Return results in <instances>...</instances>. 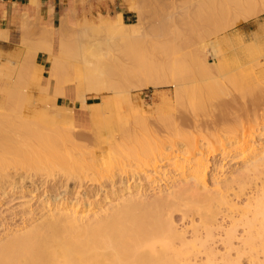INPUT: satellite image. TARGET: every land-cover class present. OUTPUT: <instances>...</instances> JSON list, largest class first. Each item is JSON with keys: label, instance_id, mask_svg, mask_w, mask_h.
Here are the masks:
<instances>
[{"label": "rangeland", "instance_id": "1", "mask_svg": "<svg viewBox=\"0 0 264 264\" xmlns=\"http://www.w3.org/2000/svg\"><path fill=\"white\" fill-rule=\"evenodd\" d=\"M223 7H225V9H223ZM258 7H259V10H258ZM208 8H211V11L212 10L213 11L211 12L210 10H208ZM260 8L262 9V11H260L261 10ZM263 9H264V0H240V1L239 0H207V1L206 0H70L69 3L66 5V7L60 10L56 18V25H55V28H53L54 31H56L55 33H53L52 29H50L43 22L42 17L40 16L32 17V16H28L27 14L24 15L22 19L20 20L19 25L15 27L17 30L13 34L11 42H7L8 46H6L5 48H0V91L2 90L0 92V104H1L0 106L3 105V101L5 102L6 97L3 96L4 93L10 94V95L18 94L17 96L21 95L20 98L24 97V99L21 100L19 97H17L18 98L17 101H19L20 103L22 102L23 104L26 102L25 99L28 97L26 96V94L29 95V97L32 96L33 99H31L32 97L28 98L26 99L27 103H25L24 105L22 103L20 104L23 107L19 105L20 106L19 110L24 114L22 118L27 119V117L29 116L28 119L27 120L24 119V121L21 118L22 122H25V123L28 122L27 124L28 125L31 124L33 129L39 128V126L37 125L38 123H36L37 121L36 116H38L36 114H40V113H37L38 111L39 112L45 111L44 108H46L47 106L46 105L48 103L47 101H50L49 99H51V94L53 93L54 86L58 85V80L61 79L60 77L57 78V76L63 73L66 74L67 72L69 73L70 71L72 72V70H70L71 68L75 69L74 67L70 66L71 63H69V61L71 62L76 59L74 55L70 54L71 52H69L71 51V49H73V47L71 46L72 44H74V47H75V45L79 46L81 43H84L85 49H88L85 46L87 47L89 46L91 51H93L97 55V57H100L101 59L109 62L110 65L113 66L114 69L115 68L118 69L119 67L120 69L122 68L125 70H129V69L135 68L136 65L133 66L135 62L137 64L138 61L140 62L142 60L143 61L145 60V62H148V63L161 64V63H167V61L177 59L178 57L188 58L189 55L191 54V52L189 51L190 48H191L190 50L194 52L196 51L195 50L196 47L198 50L200 49L199 47H201L200 45L203 44L201 43L203 42V40L206 41L210 39L206 42L209 44L212 41H215V39H217L219 41L218 42L219 46L221 45V48H219L220 53L221 54L223 53L222 55L220 54L217 59L213 57L212 49L210 48V46L208 47L207 55L208 54L209 55L207 56V58H205L206 56H204V54L202 53H200L201 55L199 56L197 53L199 51H196L195 54L193 53L195 55L193 57H196L199 60L201 59L200 61H202V57L205 58L206 63L207 62L209 63L207 65H211V69H213V71L211 70V72L209 73L215 75L216 77H217V73H219L220 76L222 74L224 75L223 77H220L222 80L220 78L216 79V80L220 79L221 81L219 82L222 83L220 86V83L217 82L218 88L221 87L219 88L221 92H219L220 95H218V97L219 99L223 98V99H220V101L221 100L223 101V102L221 101L223 106L222 105L220 106V104L217 101H214L212 102L214 104L211 103L210 105L209 103L207 105L208 108L212 107L210 109L206 107L205 111L207 112L208 110L207 113L205 111L203 112L196 111V113H198L197 115H199L198 116L199 118L197 117L196 118L199 119L200 122H195V119H196L195 116L197 115H195L196 113H193L192 112L193 110H190L191 108L189 109L188 106L184 108L185 112L184 110L181 109L182 112L180 111V113H178L177 118H175L176 113L174 115L175 117L171 116L174 114L173 110H171L172 107L168 105L169 102L167 103L165 101L166 95L169 92L173 91L174 87L172 86L151 87V86L143 85L142 88H133V85L131 84L128 86V89H130L129 95L131 97L129 96L130 98L126 100L128 103L131 102L130 105L132 104L131 106L133 107L134 112L132 111V107L126 108L128 104L126 102H123L119 106V113L122 119H120L118 122H115V121L109 122L111 125L110 127H108L107 123L106 124L102 123L100 124V126H95L96 124L94 123L95 121L93 119L89 117L85 118V115L82 116L80 113L78 114L79 111L77 110L76 106L81 105V95L79 96V93L81 91L78 92L79 90H77L78 92L77 93L76 85L71 84V83L66 84L63 89H64V94H67L68 96L67 97L66 95L64 97L62 95L61 97L58 96L57 97L59 98L58 102L60 104L68 105L73 108L74 114L77 116V118H75L77 119V123H75L76 120L74 119L73 121L74 125L73 124L72 125L75 127V129L72 126L71 127L73 129L70 127L71 123L65 122L66 125L64 124V122L57 123V125L55 124L56 125L55 128L57 130H59L60 128L59 131L60 132L63 131L64 133L67 132L68 130L67 133L69 135L68 140L66 141L68 144L66 142L62 143V141L59 142V143H62L59 146L60 148L59 150L62 153L64 152L63 154L65 155L67 154L65 152L66 151L68 152L70 150L68 155L66 156L70 155L69 156L70 158L72 156V158L74 159H76V157L78 158V160L79 158L80 160L82 159V161L85 162L84 166H82V169L80 165L79 166L80 171L79 170L77 171L75 169H72V170L73 171L75 170L77 173L82 172L81 174L83 173L84 174L83 176L77 174V175H74L75 177H70V176L65 175V172L63 170L61 169L58 170L57 168L56 169L53 168L52 170L53 172L50 171L49 172L50 175H49V173L46 170L45 172H43L44 170L40 171V169H38L39 171H37L35 169L33 170L28 167L30 169L29 170L28 168L26 169V166L23 167L22 165H19V166H16L13 164H9L8 166L6 165V168H4L5 171H2V172H6V174H8L9 172V176H6L4 178L0 177V180L3 179L2 181H0L3 184L2 185L0 183V241L6 240L15 234L22 233L32 225L34 226V225L45 224L48 219V213L52 211V209H55L56 207L57 208L61 207L62 203H64V205L68 203L78 204L79 209L81 208L83 209L84 207H87L86 204H91L92 209L90 208V206L87 207V209H89L88 215L89 216L91 215V216L88 220L81 223L82 225L78 224L79 227H76L78 230L81 227L82 228L87 227L86 225L91 226L92 224H94L95 222L93 218L95 216H98L100 213L102 214L103 210L105 211L108 208L111 210L112 208V210L111 211L109 210V211L114 212L118 208V205H120L127 198L132 197L142 203L143 202L145 203L147 201L149 202L156 198L169 199L170 195H167V194H168V191L171 189L169 188L171 184L169 181H171V179L166 181V180H163V178L165 177V174H168V176H170L175 172L174 166L176 163L182 164L184 160L187 161L186 159L187 155L182 154L180 152L181 149L187 148L184 140L188 139L187 137L189 138L191 137L193 140L195 139V142H196L195 144H198L197 145L198 147L196 149L197 151H195L196 156L189 155V157L191 156V158L187 156L188 161L190 160L194 161L197 157H202L203 155L202 152L206 153L207 151L206 145L208 144L207 142L209 141L208 140L209 138L211 141L210 146H212V148L215 145V143L220 145V140H216V135H218L217 139H220L219 138L220 134H224V132L226 133L225 131L226 128L227 130L228 128L231 129V126H233V129H231V131L234 130L236 132V130L234 129V126H236V124L238 123L240 127L239 130L241 131V133L238 132V136H240V138L236 135L237 132L231 133V131L228 130L231 137H229L228 133H227L228 136L226 134L224 136L221 135L222 139H224L225 141L227 137H229L230 139H227L226 143L223 142V145L218 147L219 152L217 153V150H216V151H213V153L211 154L210 152L212 150L211 148V150L209 151V154L207 153L204 154L203 158L205 157L204 158L205 162L208 163L209 165V167H207L206 170H207L208 185L210 186V188L212 187L211 178L213 177V175H219L221 176V178L220 177L219 178L223 179L227 176H232L233 173H235L233 174L234 176L238 174L239 171L241 172L244 169L243 160H241L242 156L240 155L241 156L240 157L239 155H236L238 153L241 154L240 153L241 149L240 148L236 150L234 149L238 145L242 144L243 140L248 141V144H253L257 148L259 147V150L264 149V87H263L264 86V10ZM209 11L211 12V14H214L215 12V15L214 16L210 15ZM253 12L255 13V16ZM222 15H224V17ZM224 20L226 21L223 22ZM208 24L210 26H208ZM218 25H219V28L220 27L227 28L228 30L227 32L229 33V36L223 32L219 34L218 37H213V36H209V34L206 35L205 31H203V28H218L217 27ZM197 35L198 37H196ZM0 38H6V31L0 30ZM81 38H83L84 41L83 39L81 40ZM78 40L79 41L81 40V42H79ZM187 40L190 41L191 43L190 45L192 46L189 45V42H187ZM69 43L70 44L72 43V44L67 45ZM62 46H64L66 53L68 51L67 54L64 52V49ZM68 46H70L71 48H69ZM100 46H101V49H100ZM184 46L190 47V48L188 47L189 49L186 48L190 52V54L188 53V51L186 52L189 54L188 57H186V54L184 53V50H185L183 49L185 48ZM173 47H178V48L180 47L182 48V50L179 51L178 48H176L177 50L174 49L175 51H179V53L176 52V55L174 56L175 52L173 51ZM245 53L246 54L251 53L253 57L247 58L246 57L247 55ZM71 55L75 59H72ZM64 56L66 57L65 60H64ZM67 56L70 57L71 60L67 58ZM62 58H63V62H62ZM199 60L197 61L200 62ZM58 61L60 63H63L61 64L63 65V68L62 66L61 67L56 66L58 64L60 65ZM203 61L205 60L203 59ZM240 61L241 63H243V65L239 68L234 69L236 63ZM258 61L260 65L262 63V66L259 67L258 65L256 68L255 66L258 64ZM10 63H11V66H10ZM219 63H221V65ZM111 66H108L107 64L108 69H111ZM41 67L43 69H41ZM81 67L82 66H80V68L77 67L76 70L81 72L82 71ZM59 68H61L63 71L60 70ZM66 68H68L70 71H68V69L66 70ZM57 69L59 73L61 74H58ZM40 70L42 71L40 72ZM76 70H74V72H72L71 74L74 73L73 75L75 76V74L78 73ZM118 70L116 71L118 72ZM237 70H240L241 74H239V71L237 72ZM246 70H248L249 72V75H250L249 77L247 75L248 72L246 74ZM38 72L40 73L39 76L42 77L43 82L46 83V78L48 81L51 79L50 81L54 82L53 83L54 86H53L52 91L50 92L51 94L49 97L47 96L42 97L41 94H44V93L43 91L42 92H39V91L46 90V88H48L51 84L50 81H49L50 83L49 82L47 83L49 84V86L46 84L47 87H45V85L44 87H40V86L37 87L38 84L34 82L35 80L32 81L34 79L33 77L35 76V74L36 76H38L37 75ZM51 72L55 74L53 75L51 74ZM80 72L79 74L76 75L77 78L82 77L81 75L83 74L81 73L83 72L81 73ZM119 72H121V70ZM212 72H215V73H212ZM238 74L240 75L241 79L244 78L245 80L243 79L242 81H239L237 79V78L240 79ZM55 76L58 80L55 78ZM66 76L70 77L71 75L69 73ZM50 77H52L53 79ZM203 77L205 78L210 77L208 80L207 78L205 79V83L216 81L215 79H211L212 75H209V74H206V76H203ZM232 78L233 79L236 78L237 81L235 79V82L233 83ZM200 79L203 80V78L201 77ZM200 79L199 81H201ZM252 79L256 80L257 82ZM251 81L256 82L258 84L256 86L257 90H256V87H254L256 83L255 84L253 83L254 84L253 85L251 84ZM243 82H245L246 85ZM242 84H244V87ZM241 85H242L243 91L241 90V87L239 88V86ZM51 86L49 88H51ZM222 87L223 88L226 87V88L223 89ZM223 90L227 93V95L222 93ZM238 90H241V91H238ZM246 91L248 94L246 93ZM251 91H253L254 93ZM113 94H114L113 92L105 91L102 93L101 96L97 98L88 96L87 100L89 103H95V102L101 101L100 99L102 97L115 96V94L114 95ZM76 95L77 97L80 98V101H77V99L79 98H77ZM38 96L45 99L46 104L44 103L45 101L42 99H41V102L42 101L43 102L42 103L39 102ZM13 98L14 97H11V99L7 100L9 104L8 108H7V102L5 103V108H4L5 111L4 110L0 111L1 112L0 119L8 118L9 116L8 111H11L13 109V106H12L13 104H10L9 101H12ZM15 98L14 100H16ZM135 98H138V99H135ZM29 100H32V104L29 103ZM140 102H141V105H140ZM124 103H126L127 105ZM49 104L51 105V103ZM164 104H167L168 106H170L171 109L166 105L164 106ZM216 105H219V106H216ZM11 106H12V109L10 110ZM29 106H33V107H29ZM165 107L169 109L167 110ZM21 108L22 109L24 108L23 111ZM26 108L27 109L29 108L28 111L26 110ZM33 108L35 110H33V112H30V110L32 111ZM2 109L3 108H0V110ZM36 109L37 110L39 109V110L37 111ZM128 109L131 110V113L129 110V113H130L129 115L131 116H128V114H125V113H128ZM247 110L249 111V114L247 113L248 112ZM255 112L257 113V115H255ZM3 113L6 115L8 114L7 117H5L6 115L3 116ZM11 113L13 112L11 111ZM27 113L29 115H26ZM167 114H171L170 115L171 117L168 116V118H166ZM10 115L11 117L14 116L13 114H10ZM32 115L35 116V121L34 120L32 121V119L34 118ZM105 116H108V114H106ZM218 116H221V117H218ZM146 117H148V120L150 121L146 122L145 121ZM253 117H258L257 122L255 120L253 121ZM79 118H81V120ZM141 118H144L143 121H141ZM169 118H174L175 120L177 119L178 123H177V120H176V123L180 125L177 126V124L175 123V120H172V119L170 120L171 122L169 121L170 123L167 122ZM29 119L31 120L29 121ZM139 120L143 124L145 123L149 124V122H151V124L149 125L146 124V128H145L146 129L145 131L147 132H149L148 131L149 129L153 130V131L151 130L152 131L151 135H149V133H146L144 130L141 129V126L143 124L141 125L140 124L141 122H139ZM18 121L19 120H17V122ZM160 121L161 122L163 121V122L161 123ZM188 121H190V123H188ZM229 121L233 123L231 124ZM252 121L255 122V124L257 123L258 125L257 124L254 125ZM19 122H21V120ZM173 122L176 125L173 124ZM32 123H36L37 126L33 127V125L35 124H32ZM116 123H118V125ZM171 123L172 125H169ZM195 123H198V124H195ZM199 123L201 125H199ZM39 125L41 127V125L43 124H39ZM60 125H62L61 127L64 130L61 129ZM104 125L105 126L107 125L106 126L107 128ZM114 125L118 130L115 129ZM174 125L176 126L177 129L175 128ZM196 125H198L199 127ZM57 126H59V128H57ZM147 126H149L148 130H147ZM253 126H256V127H253ZM171 127L175 129L173 130ZM178 127L180 128L178 129ZM137 128L138 129L140 128V132L142 130V133H139V130ZM169 128L170 130H167ZM183 128L186 130H184ZM33 129L31 130L33 131ZM154 129H155V132L157 133V136H156V133H154ZM183 130L187 136L184 135L185 137L183 136V138L182 136L181 138H176V137H180V135L183 134L182 133ZM201 130L202 131L204 130V131L199 133ZM207 130H209V132L212 131L210 132L211 134ZM244 130L246 131V134ZM38 131H41L40 128L38 129ZM43 131H42L43 134L44 133L47 134L49 133V128H48V132H46L47 130L44 132ZM171 131H172V134H171ZM177 132L180 133L179 136ZM197 132L199 134H197ZM192 134L196 137H194ZM72 135L76 137L77 139L73 138ZM234 135H236L240 140L236 138V136L234 138ZM242 135L244 136V138H242L243 137ZM170 136H172V138H174L176 141L177 139H179L178 140L179 142L173 141L174 147L171 146L172 144H169V143H172L169 141L173 140ZM205 136L206 137L211 136V137H209L206 141ZM213 136L215 139L213 138ZM225 136L226 138H224ZM156 137L158 138L156 139ZM139 138L141 139V141ZM142 138L146 141V143H144L145 141ZM169 138H171V140H169ZM202 138L204 141L202 140ZM165 139H167L168 142ZM181 139H184V140H181ZM235 139L236 141H233ZM229 140L232 142L233 145L230 146L231 143ZM32 141L34 142V140ZM32 141L30 140V142ZM160 141H162L163 144ZM164 141H166L167 143ZM30 142H28L27 140L26 143L22 142L21 144L23 146L25 144V148H27L28 147L27 143L30 144ZM123 142L127 145H129L130 143V145L127 147L129 149L131 148L132 150H129L128 148H126V145ZM190 142L192 141L190 140ZM35 143H37V145H40L38 144V141ZM122 143L124 144V148H122L123 146H120L122 145ZM160 143L164 145L165 147L164 149L166 150L165 152L169 155L170 160L168 159V161L164 162V164L159 161L157 163L151 162L148 165H144L143 162H141V160L144 161L149 156L144 155V154L142 155L140 152H143L147 148H149L150 150H153V148H156V146H158V144ZM175 143H176V148H175ZM224 143L227 146L225 148L223 147L225 145ZM26 144H27V147H26ZM202 144L206 148L205 147L203 148ZM33 145L34 147L31 145L29 146L30 147L29 151H27L28 148L26 149V151L31 152L33 154L34 151H37V149L33 151L35 147H37L38 150L43 149L40 147L41 145L40 146H37V145L35 146V144ZM61 145H64V146H61ZM115 146L120 147L121 149L118 147L117 148L122 151L121 152L118 151V153L116 154L113 153L115 151L117 152L118 150V149L116 150ZM229 146L230 148H234V147L235 148L230 149ZM178 147H180L181 149H179ZM113 148H115V151ZM136 148H139L140 152ZM174 148L176 151H173ZM65 149H68V150H65ZM177 149H179V151ZM229 149L232 150V152H230ZM56 150L58 153H60L58 149ZM93 150L95 151V153ZM136 150L138 151L139 154H137ZM222 150H223V153L221 154ZM224 150H226V153L229 150V154L231 155H229L228 157L224 156V153H225ZM26 151L24 150L25 152L24 155L27 154ZM123 151L126 154L125 156H127L126 157L127 159L123 157V155L119 154V153H123ZM131 151H133V154ZM135 151H136V154H135ZM77 152L78 153L84 152V153L77 154ZM214 152L216 153L214 154ZM247 152L248 151L245 152L246 155L249 154V153L247 154ZM43 153L46 155L49 154V152H46V153L43 152ZM62 153H60V155H63ZM73 153H75L76 156ZM130 153L132 156H130ZM178 153H180V156L178 155ZM32 154L29 153L28 157H30V155ZM117 154L119 155L117 156ZM49 155H51V153ZM95 157H97L98 159ZM223 157L224 158L226 157V158L224 159ZM75 168H77V165ZM218 172L219 174H217ZM252 176L254 177V174H251V177ZM127 184L131 187V191L129 192L127 189H125ZM263 184H264V174L261 175V179L260 177L259 179H255L254 177V182L249 180V182L247 183V186L245 185L247 187V188L245 187L246 190L243 191V195H240L242 194L241 193L242 191L239 190V185L235 183V186L237 185L235 190L234 189H233L234 191L229 190L228 194L230 196L229 198H231V200L234 199L235 204H237L235 206L236 208H234L235 209L234 211H231L230 208L227 209L225 207H222L223 208V209L221 208L222 211L220 210V212H218L219 214L216 215L214 219L215 220L214 224L212 223L213 226L212 225L210 226L211 229L214 228L212 230L207 229V227H205V224H203L204 222L201 221L202 217L200 214L198 215L196 213L195 215V212H192V211H190L189 213L188 212L185 213L184 210H187L185 206H182V208L175 210V212L172 213L171 216L170 214H166L164 217L171 218V220H173L174 229L175 230L177 229L178 234L182 235V239L178 238L179 240L175 239L173 241L172 245L174 246L173 248H175L174 251L179 250V249L182 250L183 252L185 251L186 253H187V250L189 251L188 255L186 254V256L185 255H173L175 254V252L171 251V254L173 255V257L174 256L175 258L178 257L179 260L182 259L181 262H179V264H188L187 262H189V264H228V262L231 264H264V252L262 251V249H259V248L255 249L256 251L250 250L249 245L245 243L246 237L248 236L247 234L250 231L248 225L245 224L247 222V220L245 219H250L253 217L252 214L254 213L255 207H256L255 205L256 203L255 202L250 203L249 201L251 200L248 201V199L250 197V199L254 198L256 200L258 198L257 195H259L257 193L262 192V188L264 186ZM13 186H16V187L13 188ZM2 188L5 189L6 194H3ZM172 189H178V187L172 188ZM166 197H169V198H166ZM245 208H248L251 210H249L247 214L244 211L245 214H243V210ZM65 223L66 221L65 222L62 221L61 225L66 226L64 225ZM82 228L81 230H83ZM210 230L212 231L211 233L209 232ZM230 230H231V233L233 231L234 237L232 236V238H229L227 236ZM230 239H232L233 242ZM228 240H230L229 242L231 243L227 242ZM157 247L161 248L160 242L157 243ZM183 259L184 260L186 259V260L183 261Z\"/></svg>", "mask_w": 264, "mask_h": 264}, {"label": "bare ground", "instance_id": "2", "mask_svg": "<svg viewBox=\"0 0 264 264\" xmlns=\"http://www.w3.org/2000/svg\"><path fill=\"white\" fill-rule=\"evenodd\" d=\"M210 7H212V6H210ZM254 8H255V6H254ZM223 9H225V7H223ZM208 10L211 11V8H208ZM258 10H259V7H258ZM260 11H262V9ZM260 11H258V12H260ZM211 12H210V15L214 16L215 12H214V14H211ZM222 12H224V11H222ZM254 12H253V14L255 16ZM225 15H227V14H225ZM222 16L224 17V15H222ZM251 16H253V15H251ZM198 21H200V20H198ZM225 21L226 20H224L223 22H225ZM223 22H221V23H223ZM116 25H118V24H116ZM208 26H210V25L208 24ZM117 27H119V26H117ZM217 27L218 28H203V31H205L206 35L209 34V36H213V37H218L219 34H221L223 32L226 33V35L229 36V33L227 32L228 31L227 28H221V27L219 28V25ZM205 33H204V35H205ZM82 37H83V35H82ZM196 37H198V35ZM231 37H233V36H231ZM82 39L83 38H81V40ZM125 39H123V40H125ZM81 40L80 41L78 40V41L81 42ZM208 40H210V39H208ZM208 40H206V41L203 40V42H201L203 44L200 45L201 47H199L200 49L198 50L197 47H196L195 50L199 51V52H197L199 56L201 55L200 53H202V54H204V56H206L205 58H207V56L209 55V54L207 55L208 47L210 46V48L212 49L213 57L215 59H217L219 57V55L221 54L220 53V49H219V48H221V45L219 46V43H218L219 41L217 39H215V41H212L209 44L206 43ZM83 41H84V39H83ZM187 42H189V45L191 44L190 41L187 40ZM204 43H206V44H204ZM71 44L69 43L67 45H71ZM81 44L79 46L75 45V47H74V44L71 45L73 47V49H71V51H69V52H71L70 54L74 55V57L76 59L73 58V56L71 55V58L75 59V60L71 61V62L69 61V63H71L70 66L75 68V69H73V68L70 69V70H72V72H74V70H76L77 67H79V68H80V66L83 67L84 71H83V69L81 67V70H82L81 72H83V73H81L80 71L76 70L78 72L77 74H79V72L81 74H83V75L80 74L82 77H78L77 78L76 77L77 74H75V76H74L73 75L74 73L71 74L72 72L68 68H66V70L68 69V71H70L69 73L71 75L70 77L69 76L67 77L66 75L69 74L68 72H67L68 74L67 73L66 74H64V73L61 74V73H59V71L57 69L58 74H61V75L57 76V78L60 77L61 79L58 80L56 78V76H55V78L58 80V85L54 86L53 85L54 82L50 81L51 80L50 78H52V77H50L49 81L52 84V86L50 84L51 88H49L50 86H49V84H47L49 82L47 80V78H46V83L42 81V77L39 76V74H40L39 72L37 74L38 76H36V74H35V76L33 77L34 79L32 81L35 80L34 82H36L38 84L37 87L38 86L44 87V85H45V87H47V85L49 86L48 87L49 90H48V88H46V90L39 91V92L43 91V93L45 94V95L41 94L42 97L43 96L49 97L50 94H51L50 92L52 91L53 86H54L53 93L51 94V99H49L50 101H47L48 102L47 104H46L45 99H43L42 97L38 96L39 97V102H41V99H42V100L45 101L44 103L47 105L46 108H44L45 109L44 112H42V111L39 112L38 111L39 109L38 110L36 109L38 111V112L37 111L36 112L40 113V114H36V115H38V116H36L37 117L36 123H38L37 125L39 126L41 131H38L39 128H37V129L34 128L36 130L35 131L32 128L31 124L28 125L27 124L28 122H26V123L22 122V119H23V121L25 119V118H22L24 114L19 110L20 106H21L20 104L22 102L20 103L19 101H17V99H18L17 97L20 98L21 95L17 96L18 94L17 95H14V94L10 95V94H6V93L3 94V96H5L6 98H5V102L3 101V105L0 106V108H3L0 111L4 110L5 103L7 102L8 99H11V97H14V98L16 97L15 98L16 100H14V98H13L14 101L13 100L12 101L14 103L12 101H9L10 104H13L12 105L13 109H12V106L10 107V110L12 109L11 111L13 113H11V111L7 110L9 112L8 118L0 119V158H1L0 159V177L1 178L9 176V172H8V174H6V172H2V171H5L4 168H6V165L8 166L9 164H13V165H16V166L22 165L23 167L26 166V169L29 167L30 169H33V170L35 169L37 171H39L38 169H40V171L44 170L43 172H45V170H46L48 173L50 171L53 172L52 171L53 168L54 169L57 168L58 170L59 169L63 170L65 172V175L70 176V177H75L74 175H77V174L83 176L84 173L83 174H81L82 172L81 173L80 172L77 173L75 170H77V171L79 170L80 171L79 166L81 165L80 167L82 169V166H84L85 162H83L82 159L80 160V158L78 160L77 157H76V159H74V158H72V156L70 158L69 157L70 155L66 156V155H68L70 150L68 152L67 151L65 152V153H67L66 155L63 154L64 152L62 153L59 150L60 149L59 148L60 144H62L63 142H66L68 140V136L69 135L67 133L68 130L65 133L63 131L60 132L59 131L60 130L59 126H57V128H59V130H57L55 128V126L57 125V123H60V122L63 123L64 122V124H65V122H67V123H71L70 127L72 126L75 129V127L73 126L74 125L73 121H74L75 118H77V116L74 114L73 108L71 106L63 105V104H60L58 102V99H59V98H57L58 96H60V97H61V95L63 97L65 95H66V97L68 96L67 94H64V89H63L66 84H70V83L74 84L77 87L76 92H77V90H79L78 92L81 91L79 93V96L81 95V105L80 106H76L77 110L79 111L78 114L80 113L82 116L85 115V118L89 117V118L93 119L95 121L94 123L96 124L95 126H100V124H102V123H105V124L107 123L108 127H110L111 125H110L109 122H112V121L118 122L120 119H122V117L120 116V113H119V106L123 102H126L128 104V106L126 108H131L132 107L131 106L132 104L130 105L131 102L130 103L127 102L128 98L131 97L129 95L130 94V89H128V86L131 85V84L133 85V88H142L143 85H147V86H151V87H159V86H172V87H174L173 91L170 90L171 92H169L167 95L165 94L166 95V99L168 100L167 101L165 99V101L167 103L169 102L168 105H170L172 107V109L167 104H164V106L165 105L168 106L171 110H173V113H174L173 115L167 114L166 118H168V116H170V115L173 117L175 115V113H176V117L175 116L174 117L177 118L178 113H180L181 109L184 110V112H185L184 108L187 107V106L189 107V109L191 108L190 110H193L192 111L193 113H196V111H198V112L205 111L207 105L209 103L211 105V103L214 102V101H217L220 104V106L222 105V103H221L222 100L220 101V99H223V98L219 99V97H218V95H220L219 92H221L219 88H221V87L218 88L217 82L221 81L222 79L220 77H223L224 75L222 74L220 76L219 73L216 72L217 73V77H216L215 75L209 73V72H211V70L213 71V69H211V65H207L209 63L208 62L206 63V59L203 58L202 56H201L202 57V61H200L201 59L199 60L196 57H193V56H195L194 54H195L196 51L193 50L194 52H192L190 50L191 48L189 46H187V47L184 46L185 48H183V49L186 50V51L184 50V53L186 54V57H188V55L191 52V54H190L191 56L189 55L188 58H182V57L179 58L178 57L177 59H174V60H171V61H167V63H161V64L148 63V62H145V60L144 61L142 60V61H140L141 63L138 61L139 64H138V62H137V64L135 62V64L133 66L136 65L137 67L135 66L134 69L125 70V69H122V68L120 69L118 67V69H120L121 72H119L120 70L115 68L116 70H118V72H117L113 68V66L110 65L109 62L101 59L100 57H97V55L93 51H91L89 46L88 47L85 46L86 48H88V49H85L84 48V43H81ZM192 44H193V42H192ZM98 45H100V44H98ZM168 46H170V45H168ZM190 46H192V45H190ZM62 47L64 49V46H62ZM68 47L71 48L70 46H68ZM182 47H183V45H182ZM102 48H103V46H102ZM176 48H178V47H173V51L175 52L174 56L176 55V52L179 53V51L182 50V48H180V49L178 48L179 51H175V50H177ZM186 48H188L190 52ZM63 49H62V51H63ZM100 49H101V46H100ZM106 49H108V48H106ZM187 51H188L189 54L186 53ZM64 52H65V49H64ZM67 53H68V51H67ZM246 55H247L246 56L247 58L253 57V55L251 53H247ZM65 56H64V60L66 58ZM67 58L70 59V57H68V56H67ZM196 59L199 60L200 62H198ZM203 59L205 61H203ZM254 60H256V59H254ZM62 62H63V58H62ZM111 63H113V62H111ZM61 64H63V63H60V65L58 64L56 66H58V67L62 66V68H63V65H61ZM107 64H108V66H111V69L107 68ZM219 64L221 65V63H219ZM117 65H118V63H117ZM214 65H216V64H214ZM242 65H243V63H241V61H240V62L236 63L234 69L239 68ZM258 65L260 67V66H262V63L260 65V63L258 61V64L255 67L257 68ZM10 66H11V63H10ZM31 66H33V65H31ZM42 67H41V69H43ZM209 67H210V69H209ZM246 67H247V65H246ZM53 68H54V66H53ZM15 69H17V68H15ZM59 69L62 70L61 68H59ZM36 70H35V72H36ZM221 70H222V68H221ZM41 71L42 70H40V72ZM216 71H217V69H216ZM238 71H239V74H241L240 70H237V72ZM52 72H51V74H53ZM64 72H66V71H64ZM247 72H248V70H246V74H247ZM212 73H215V72H212ZM206 74L212 75L211 79H215L216 80L217 78H220L221 80L218 79V80L213 81V82L205 83V79L207 78V80H208L210 78V77L209 78L208 77H206V78L203 77V76H206ZM254 74H253V76H254ZM53 75H51V76H53ZM235 75H236V73H235ZM247 75H248V77L250 76L249 72H248ZM251 76H252V74H251ZM200 77L203 78V80H201ZM227 77H229V76H227ZM239 77H240V75H239ZM236 78H234V79L232 78L233 79V83L235 82ZM199 79L201 81H199ZM237 79L239 81H242L244 78L241 79V77H240L241 80L239 78H237ZM237 79H236V81H237ZM22 80H24V79H22ZM252 80H254V79H252ZM53 81H55V80H53ZM226 81H227V79H226ZM230 81H231V79H230ZM254 81H256V80H254ZM256 82L251 81V84H253V83L255 84ZM243 83L245 84V82H243ZM221 84L222 83H220V86H221ZM244 84H242L243 87H244ZM242 85L239 86V88L241 87V90L243 91ZM257 85L258 84L256 83L254 87H256ZM224 88H226V87H224ZM232 89H233V87H232ZM250 89H252V88H250ZM241 90H238V91H241ZM256 90H257V87H256ZM105 91L113 92L115 94V96H113V97H110V96L102 97L100 99L101 101L95 102V103H89L88 102V100H87L88 96L93 97V98H97V97L101 96L102 93L105 92ZM167 91H169V90H167ZM251 92H253V91H251ZM222 93L227 95V93L224 90H223ZM246 93H247V91H246ZM24 94H26V93H24ZM26 96H28V97L26 98ZM26 96H25L26 99L32 97V96L29 97V95H27V94H26ZM76 97H77V95H76ZM77 98H79V97H77ZM20 99L22 100V99H24V97H22ZM26 99H25V101H26L25 103H27ZM31 99H33V97ZM135 99H138V98H135ZM161 99H163V98H161ZM217 99H219V100H217ZM77 101H80V98L77 99ZM129 101H130V99H129ZM23 102H24V100H23ZM29 103L32 104V100H29ZM49 103H51V105ZM126 103H124V104H126ZM212 104H214V103H212ZM8 105L9 104L7 102V108H8ZM140 105H141V102H140ZM216 106H219V105H216ZM21 107H23V106H21ZM29 107H33V106H29ZM43 107H45V106H43ZM169 108H166V109L168 110ZM210 108H212V107H210ZM210 108H208V109H210ZM23 109H22V111H23ZM28 109L26 108L27 111H28ZM33 110H35V109L33 108L32 111L30 110V112H33ZM129 110L130 109H128V113H125V114H128V116H131V115H129L131 113V110H130V113H129ZM161 110H162V108H161ZM132 111H133V107H132ZM205 112H204V114H205ZM207 112H208V110H207ZM247 113L249 114V111ZM10 114H13L14 116L11 117ZM50 114H51V116H50ZM106 114H108V116H105ZM197 114L198 113H196L195 115H197ZM226 114H227V112H226ZM4 115H6V114L3 113V116ZM7 115L5 117H7ZM26 115H29V114L27 113ZM34 115H35V113H34ZM34 115H32L34 117V118L32 117L33 119L31 118L32 121L33 120L35 121V116ZM255 115H257L256 112H255ZM198 116L199 115L195 116V118L196 117L199 118ZM14 117L17 118V119H15ZM28 117H27V119H28ZM30 117H31V115H30ZM218 117H221V116H218ZM81 118H79V119L81 120ZM197 118L195 119V122H200L199 119H197ZM257 118L258 117H253V121L255 120L257 122V120H258ZM27 119H25V120H27ZM31 119H29V121ZM143 119L144 118H141V121H143ZM160 119H162V118H160ZM171 119L175 120L174 118H169V120H167V122H169ZM17 120H19V121L21 120V122H19V121L17 122ZM75 120H76L75 123H77V119H75ZM176 120H175V123H176ZM200 120H201V118H200ZM141 121L139 120V122H141ZM145 121L148 122L150 120H148V117H146ZM226 122H228V121H226ZM36 123H32V124H35V125H33V127L37 126ZM175 123L173 122V124H175ZM177 123H178V120H177ZM188 123H190V121H188ZM253 123H254V125L257 124V123L255 124V122H253ZM39 124H43L45 126L41 125V127H40ZM116 124L118 125V123H116ZM140 124L142 125L143 123L141 122ZM146 124L149 125V124H151V122H149V124L148 123L143 124L142 125L143 128L141 126V129L144 130V131L146 130L145 129L146 128ZM195 124H198V123H195ZM62 125H60V127ZM115 125H114V127H115ZM169 125H172V123L169 124ZM178 125H180V124H177V126ZM192 125H194V124H192ZM199 125H201V124L199 123ZM46 126L49 128V133H47V134L44 133L43 134L42 133L43 130L44 131L47 130L46 132H48V128ZM196 126H198V125H196ZM236 126H238V127H236ZM236 126H234V129L236 130L237 133L234 130L231 131V129H233V126H231V129L228 128V130L231 131V133L235 132L236 135L238 136V132L241 133V131L239 130V128H240L239 127V123L236 124ZM148 127L149 126H147V130L149 129ZM173 127H171V128L173 129ZM180 127H178V129ZM253 127H256V126H253ZM118 128H119V126H118ZM175 128H176V126H175ZM31 129H33V131ZM61 129L64 130L62 127H61ZM76 129H78V128H76ZM115 129H117V128L115 127ZM221 129H220V131H221ZM248 129H250V128H248ZM138 130H139V133H142V130L140 132V128ZM151 130L149 129L148 130L149 132H147V131H145V132L149 133V135H151V132L153 131V130L152 131ZM167 130H170V128L167 129ZM184 130H186V129H184ZM184 130H183V132L180 131V132L183 133L181 135H180V133L177 132L178 136L180 135V137H176V138H181V136L183 138L184 135L187 136L184 133ZM210 130H211V128H210ZM214 130H215V128H214ZM228 130L226 128V130H225L226 133L224 132V134H220V136L221 135L224 136L225 134L227 135V133H228L229 137H231L230 133L228 132ZM203 131L201 130L199 133H201ZM207 131L209 132V130H207ZM210 132H212V131H210ZM154 133H156L155 129H154ZM175 133H176V131H175ZM199 133L197 132V134H199ZM205 133H207V132H205ZM222 133H223V131H222ZM171 134H172V131H171ZM173 134H174V132H173ZM245 134H246V131H245ZM77 135H78V133H77ZM236 135H234V138H235ZM156 136H157V133H156ZM220 136H219L220 139H217L218 135H216V140H220V145L215 143L213 148H212V146H210L211 141H210L209 137H211V136H208V137L205 136L206 138L204 137L206 139V141H207L208 138H209L208 140L210 141V142L208 141L207 142L208 144L206 145L207 146V151H206L207 154H209V151L211 150V148H212V150L210 151L211 154L213 153V151H216V150H217V153H218L219 152L218 147L222 146L223 142L226 143L227 139H230L229 137H227V139L225 141L224 139H222V136L221 137ZM237 136H236V138H238V137L240 138V136H238V137ZM72 137L76 138L73 135H72ZM77 137H79V136H77ZM141 137H143V136H141ZM170 137L172 138V136H170ZM194 137H196V136H194ZM17 138H19V139H17ZM157 138L158 137H156V139ZM171 138H169V140H171ZM187 138L188 139H186V140H188V141H186L184 139H181V140L185 141V143H186L185 145L187 146V148H185V149H181L180 147H178V148L181 149L180 152L182 154H185L188 157H189V155L196 156L195 151H197L196 149L198 147L197 146L198 144H195L196 143L195 139L193 140L191 137L190 138L187 137ZM213 138H214V136H213ZM224 138H226V136ZM242 138H244V136ZM29 139L31 141L34 140V142L33 141L30 142ZM172 139L173 140L169 141V142H172V143H169V144H172L171 146H173V143L176 141L174 138H172ZM27 140H28V142H30V144L27 143L28 147H27V144H26V147L28 149L25 148V144H24V143L27 142ZM124 140H125V138H124ZM165 140L167 141V139H165ZM178 140L179 139H177L176 142H179ZM190 140L192 142H190ZM202 140H203V138H202ZM37 141H38V144H40L41 146L37 145V143H35ZM60 141H62V143H59ZM70 141H72V140H70ZM140 141H141V139H140ZM166 141H164V142H166ZM221 141H222V143H221ZM229 141H228V143H229ZM233 141H236V139L233 140ZM22 142H24L23 143L24 146L21 144ZM129 142H127V143H129ZM160 142H162V141H160ZM32 143L35 144V146L36 145L40 146L43 149L42 150H38V148L35 147V149H33V151L37 149V151H34L35 154L34 153L32 154L31 152H27V151H29V148H30L29 146L32 145L34 147V145ZM58 143H59V145H58ZM123 143H122V145H120V146H123L122 148H124V144H125V143L124 144ZM144 143H146V141ZM228 143H227V145H228ZM230 143H231L230 146L233 145L231 141H230ZM156 144H155V146H156ZM162 144H163V142H162ZM162 144L161 143L158 144V146H156V148H153V150H150L149 148H147L143 152H140V149L136 148L137 150H139V152L142 155L144 154V155H148L150 157V159H149V157H147L146 160H144V161L141 160V162H143L144 165H148L151 162L157 163V162L160 161V162H162L164 164V162L168 161V159L170 157L165 152L166 151L164 149L165 147ZM80 145H81V143H80ZM125 145H126V148H128L127 146H129L130 143H129V145H127V144H125ZM22 146L25 149H23ZM61 146H64V145H61ZM70 146H72V145H70ZM109 146H110V144H109ZM215 146L217 147V149H216ZM230 146H229V148H230ZM56 147H58V148H56ZM117 147H116V150L118 148H120V147H118V148ZM138 147H140V146H138ZM204 147L205 146L203 145V148ZM223 147L224 148L227 147L226 144ZM44 148H46L48 151L46 149H44ZM110 148H111V146H110ZM132 148H133V146H132ZM175 148H176V143H175ZM175 148H174V150L173 149L172 150L176 151ZM234 148H230V149H234ZM238 148L241 149V152L239 151L241 154H239L237 152L238 154H236V155H239V156L241 155L242 156V157L241 156L240 157H241V160H243V166H244V169L242 170L243 172L239 171L240 173L238 172V174H236L234 176H233V174H235V173H233L232 176H227L226 175L227 177H225L223 179H220L221 176H219V175H213V177L211 178L212 179V182H211L212 183V187L210 188V186L208 185L207 170H206L207 167H209V165H208V163L205 162V159H204L205 157L203 158V155L206 154V153L202 152V154H203L202 157H197L194 161L193 160L191 161L190 159H189L190 161H188V157L186 156L187 161L186 160H184V162L182 161L183 162L182 164H179V163L175 164V162H174V164H175L174 171L175 172L172 175H170V176H168V174H165V177L163 178V180H166V181L171 179V181H169L171 183L169 188H171V189L168 191V194H167V195H170L169 196L170 198L166 197V198H169V199L156 198V199H153V200H151L149 202L147 201L145 203L144 202L142 203V202H140V201H138V200H136L135 198H132V197L131 198H127V199L125 198L126 200L123 201L120 205H118V208L114 212L113 211L110 212L112 210V208H111V210L109 208L107 210H105V211L103 210L102 214L100 213L98 216H95L93 218L95 223L92 224L91 226L86 225L87 227H85V228L81 227L83 230H81V228H79L80 230L79 229L77 230L76 227H79L78 224H81V223H83L84 221H86V220H88L90 218L91 215L90 216L88 215L89 209H87V207L90 206V208H91V204H86L87 207L83 206L86 209H84V208L83 209L82 208L79 209L78 208V204H75V203L74 204H72V203L69 204L68 203V204L64 205V203H62V206L60 204L61 207H58V208L56 207L55 208L56 210L52 209V211H50L48 213V219H47V222L45 224H43V225H34V226L32 225L27 230H25L24 232L15 234V235L11 236L10 238H8L6 240L0 241V264H179V262H181L182 259L179 260L178 257L175 258V256L173 257V255H185L186 256V254L188 255L189 251L187 250V248H186L187 253L185 251H184L185 252L184 253L180 249L174 251L175 248H173L174 246L172 245V243H173V241L175 239L176 240L178 238L182 239V235L178 234L177 229L176 230L174 229L173 220H171V218H165L164 216L166 214H170V216H171V214L174 213L175 210H178V209L182 208V206H185V208L187 209V210H184L185 213L186 212L189 213L190 211H192V212H195V215H196V213L198 215L200 214L201 217H202L201 221L204 222L203 224H205V227H207V229H211L210 226L212 225V223L214 224V221H215L214 219H215L216 215L219 214L218 212H220L222 207H225L227 209L230 208L231 211H234L235 210L234 208H236L235 206L237 204H235L234 199H232L233 200L232 201L231 198H229L230 197L229 194H228L229 190L230 191H232L233 189L235 190V188L237 186V185L235 186V183H236V184L239 185V190L242 191L241 192L242 194H240V195H243V191L246 190V188H247L246 186H247V183L249 182V180L254 182V177H255V179H259V177L261 179V175L264 174V149L259 150V147L257 148L253 144H248V141H244V140H243L242 144L238 145L234 150H236ZM26 149H27V151H26ZM56 149H58L59 152L62 153L63 155H60V153H58ZM68 149H65V150H68ZM113 149L115 151V148H113ZM120 149H118L117 152L116 151L115 152L112 151V152L116 154V153H118V151H120V152L122 151ZM179 149H177V150L179 151ZM24 150L26 151V153H27L26 155L27 156L24 155V153H25ZM129 150H132V149L130 148ZM229 150L227 151V153H226V150H224L225 153H226V154L224 153V156L228 157L229 155H231V154H229ZM136 151H135V154H136ZM173 151H171V152H173ZM246 151H248L247 152V154L249 153L248 155L245 154ZM43 152H45V153L49 152V154L51 153V155H49V154L46 155ZM112 152H110V153H112ZM131 152L133 154V151H131ZM230 152H232V150H230ZM29 153L32 154V155H30V157H28ZM82 153H84V152H81V153L77 152V154H82ZM94 153H95V151H94ZM215 153L216 152H214V154ZM222 153H223V150H222L221 154ZM73 154H75V153H73ZM119 154L123 155V157H125V158L127 157V156H125L126 154L124 153V151H123V153H119ZM119 154H117V156ZM137 154H139L138 151H137ZM89 155H87V156H89ZM93 155H95V154H93ZM111 155H113V154H111ZM178 155L180 156V153H178ZM75 156H76V154H75ZM130 156H132L131 153H130ZM140 157H142V156H140ZM95 158H97V157H95ZM95 158H94V160H95ZM189 158H191V156ZM185 162H187V163H185ZM76 165H77V168H75ZM72 169H75V170L73 171ZM170 173H172V172H170ZM217 174H219V172ZM251 174H254V177L253 176L251 177ZM49 175H50V173H49ZM133 176H134V174H133ZM2 180L3 179H1L0 181H2ZM5 180H7V179H5ZM128 182H129V180H128ZM0 183L2 184V182H0ZM14 187H16V186H13V188ZM176 187H178V189H172V188H176ZM2 189H3L2 190L3 194H6L5 189L4 188H2ZM125 189H127L128 192L131 191V187L128 184L126 185ZM236 193H234V194H236ZM257 194H259V195H257L258 198L256 200L254 198H252L254 200L253 201L252 199H250V197L248 199V201L251 200V201H249L250 203L255 202L256 204L255 203L254 204L256 205V207H255L254 213L252 214L253 217L250 218V219H245V220H247V222L245 224L248 225V227L250 229V231L247 234L248 236L246 237L245 243L247 245H249L250 250H255V249L259 248V249H262V251L264 252V186L262 188V192L261 193H257ZM249 210H251V209L245 208L243 210V214H245V212L247 214V212H249ZM62 221L63 222L66 221L67 224L66 223L64 224L66 226L61 225ZM212 229H214V228H212ZM211 230L209 231L210 233L212 232ZM207 232H206V234H207ZM228 234H227V236L229 238H232L233 231L231 233V230H230ZM196 235H197V233H196ZM208 236H210V235H208ZM230 240L232 241V239H230ZM230 240H228L227 242H229ZM159 242H160L161 248L157 247V243H159ZM183 242H181V243H183ZM229 243H231V242H229ZM231 246H232V244H231ZM231 246H229V247H231ZM171 251L175 252V254L172 255ZM185 260L183 259V261H185ZM187 263L189 264V262H187ZM228 264H231V263L228 262Z\"/></svg>", "mask_w": 264, "mask_h": 264}, {"label": "crops", "instance_id": "3", "mask_svg": "<svg viewBox=\"0 0 264 264\" xmlns=\"http://www.w3.org/2000/svg\"><path fill=\"white\" fill-rule=\"evenodd\" d=\"M70 0H0V30L6 31V38H0V48L8 46L16 26L24 15L43 18V22L52 29L56 25V18L62 8ZM135 23V22H134Z\"/></svg>", "mask_w": 264, "mask_h": 264}]
</instances>
